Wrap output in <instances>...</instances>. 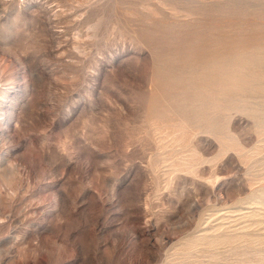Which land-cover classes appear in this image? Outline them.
<instances>
[{
	"label": "rangeland",
	"instance_id": "374dc122",
	"mask_svg": "<svg viewBox=\"0 0 264 264\" xmlns=\"http://www.w3.org/2000/svg\"><path fill=\"white\" fill-rule=\"evenodd\" d=\"M1 120L0 264L264 247V0H0Z\"/></svg>",
	"mask_w": 264,
	"mask_h": 264
},
{
	"label": "bare ground",
	"instance_id": "6f19581e",
	"mask_svg": "<svg viewBox=\"0 0 264 264\" xmlns=\"http://www.w3.org/2000/svg\"><path fill=\"white\" fill-rule=\"evenodd\" d=\"M207 50V49H206ZM226 80V79H225ZM193 85V84H192ZM14 93V92H13ZM4 99V98H3ZM1 101H2V99H1ZM8 125V124H5L2 120L0 121V129H1V131L3 132L5 129H6V126ZM12 154V153H11ZM8 158V157H7ZM9 159V158H8ZM7 161V160H6ZM244 200H246V203H244V204H249V205H252V206H255V207H259V208H261V207H264V185L263 186H261L259 189H257V190H253V191H251L246 197H245V199ZM248 201V202H247ZM237 204V203H236ZM243 204V203H242ZM257 208H254V209H257ZM249 209V208H248ZM250 209H251V207H250ZM254 209H253V211L251 212L252 214H251V218L253 217V218H255V216L256 215H254ZM242 211V210H241ZM243 217V216H242ZM257 224H259L258 222H254V225H257ZM262 224V223H261ZM226 238V237H225ZM233 238V237H232ZM241 239H243L244 241H248L249 239H251V238H255V241H256V244L258 243V246H260V245H264V235H257V234H255L254 232L253 233H244V234H242L241 235V237H240ZM227 239H228V237H227ZM233 240V239H232ZM235 241L237 240V239H234ZM240 240V239H239ZM224 241V240H223ZM240 241H242V240H240ZM250 241V240H249ZM253 241V240H252ZM225 242V241H224ZM228 242V241H227ZM229 242H231V241H229ZM233 243V242H232ZM251 243V242H250ZM249 243V245H251V244H253L254 245V243H251L250 244ZM255 244V245H256ZM248 245V246H249ZM238 248V247H237ZM252 248V250H253V248L254 247H251ZM241 250V249H240ZM251 250V249H250ZM252 250H251V252H252ZM254 252H255V259L252 261V264H264V247L263 248H256V249H254L253 250ZM244 252V251H243ZM242 252V253H243ZM246 253V252H245ZM244 253V254H245ZM239 254V253H238ZM249 255H251V253L249 254ZM252 255H253V252H252ZM240 256V255H239ZM242 257V256H241ZM246 257H248V256H246ZM251 259V258H250ZM249 260V259H248ZM243 264H248L247 262H243Z\"/></svg>",
	"mask_w": 264,
	"mask_h": 264
}]
</instances>
